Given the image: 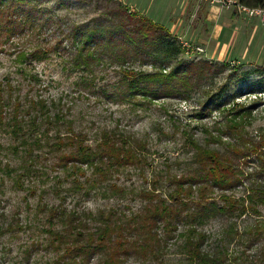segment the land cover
<instances>
[{
  "label": "rangeland",
  "instance_id": "1",
  "mask_svg": "<svg viewBox=\"0 0 264 264\" xmlns=\"http://www.w3.org/2000/svg\"><path fill=\"white\" fill-rule=\"evenodd\" d=\"M112 1L124 4L121 0ZM203 5L202 0H169L166 18L155 20L184 47L182 59L196 64V69L202 68L200 73H187L188 83L192 85L187 93L180 89L182 94L160 95L155 100L130 96L126 91L129 77L124 80L125 70L157 71L151 64L122 63L117 56L107 52L102 56V63L95 64L91 78L72 65L75 50L71 41H65L58 48L61 37L69 31L74 34L73 25L88 21L100 28L107 24L94 22L98 13L91 12L87 6L77 5L67 10L60 8L56 0L19 4L11 19L21 18L17 15L20 10L31 11L30 23L35 28L26 26L22 31H13L9 37L0 20V264H55L58 254L48 247L50 238L45 229L49 225L47 212L41 210L43 204L63 209L65 214L73 211L96 213L111 208L125 212L140 210L146 203L140 195L151 189L153 178L161 177L156 187L158 192L169 188L163 178L167 165L173 175L186 174L193 167H190L194 152L192 141L204 148L226 152L234 137L222 136L220 142H212L210 138L218 137L217 130L226 125L232 108L230 113L241 108L249 109L251 113V118L244 121V139L258 142L264 135V90L252 87L259 81L264 83V69L201 58L203 53L197 52L198 46L192 35L203 25ZM126 6L132 14L144 15ZM36 48L54 49V52L39 59L30 56V51ZM98 48L104 51L102 45ZM21 50L23 53L18 57ZM204 61L211 62L213 70L205 68ZM221 65H225L222 72H214ZM174 66V63L166 64L162 72L168 73ZM223 88L221 107L216 108L213 101L218 99ZM30 99L46 101L52 112L63 114L76 133L86 136L90 145H96L103 132L116 135L118 139L140 141L146 147L149 166L144 168L143 174L128 168L91 189L85 185L83 190H76L72 178L52 168L55 154L49 144L58 132L67 134L66 124H58L47 134L42 132L44 127L38 131L25 127L26 139L32 141L37 137L41 140V148L32 147L35 157L32 168L25 171L26 146L21 143V136L11 133L9 125L14 105L25 104ZM198 112L204 115L197 116ZM21 116L24 122L28 121L26 114ZM238 168L243 172L244 180L232 192L236 198L244 195L255 182L264 181V171L260 170L256 158L251 157L248 163L240 161ZM89 174L87 172V176ZM16 180L21 181L22 189L17 188ZM79 180L83 183L84 178ZM258 211L264 215V207L259 206ZM232 222L242 232L254 225L255 215L250 211L240 217L237 214L209 217L200 225L196 224L207 236L204 248L216 256H223L220 247L224 241L227 254L223 264H264V239L241 243L229 233ZM57 226L60 228L61 224ZM187 227L180 224L175 236ZM168 246L158 259L129 257L124 264H189L179 248L180 239L170 240ZM103 261L96 258L91 264H104Z\"/></svg>",
  "mask_w": 264,
  "mask_h": 264
},
{
  "label": "trees",
  "instance_id": "2",
  "mask_svg": "<svg viewBox=\"0 0 264 264\" xmlns=\"http://www.w3.org/2000/svg\"><path fill=\"white\" fill-rule=\"evenodd\" d=\"M38 1L46 0H0V20L8 37L13 31H22L26 26L35 28L34 24L30 23L31 11L20 10L17 15L21 18H11L17 12L15 7L19 4L30 5ZM56 1L60 8L67 10L77 5L87 6L91 12L98 13L94 22L98 20L107 23L100 28L96 24L90 25L88 21L73 25L71 30L74 29V34L71 35L69 31L57 42L58 48H61L65 41L72 42L75 50L72 65L91 75V78L94 76L95 64H101L102 56L107 52L117 56V60L122 63L136 61L142 66L151 64L157 71L125 70L124 80L129 77L126 91L130 96L139 95L155 100L160 95L169 97L175 93L182 94L180 89L187 93L189 88H192L188 83L187 73L201 72V67L196 69V64L182 59L184 47L164 26L144 15L132 14L128 7L120 2ZM236 2L247 8H264V0ZM81 31L87 34L82 35ZM101 45L104 51L99 50ZM30 52V56L44 59L54 52V49L36 48ZM22 53V50L19 51L17 56ZM172 63L175 66L168 73H163L162 67ZM202 63L205 68L213 70L211 62ZM224 66L221 65L214 72H222ZM252 87L261 91L264 90V83L259 81ZM223 92L224 88L218 99L212 100L217 104L216 108L221 107L219 103ZM232 110L233 108L230 109L231 112ZM230 111L226 125L217 130L218 137L210 138L212 142H220L222 136L234 137V142L228 144L226 152L204 148L192 141L194 152L190 167H193L186 174L173 175L167 165L163 178L169 188L158 192L156 187L160 184L161 177L153 178L151 189L140 195L146 201L140 210L125 212L111 208L96 213L73 211L65 214L63 209L43 204L41 210L47 212L46 221L49 225L45 229L50 238L48 247L58 254L55 264H91L96 258L104 259V264H124L129 257L158 259L173 239L181 240L179 248L186 255L189 264H223L227 254L224 241L220 247L223 256H216L207 251L204 248L207 236L197 229L196 224L200 225L209 217L235 214L240 217L250 211L255 215L254 225L243 229L242 233L232 222L229 225V233L244 244L264 239V215L258 211L259 206L264 207V181L262 184L255 182L241 197L236 198L232 193L244 180L243 172L238 168L240 161L248 163L251 162V157L256 158L260 162V170L264 171V135L258 142L244 139V121L251 118V113L249 109L242 108L236 113ZM22 114L27 115V122L22 120ZM198 115L204 114L198 112ZM10 120L11 133L21 136V143L26 146L25 171L32 168L35 160L32 147L41 148V140L37 137L32 141L25 138V127L31 128L32 131L44 127L42 132L47 134L53 126L66 124L67 134L58 132L49 144L55 154L52 168L72 178L76 190H83L85 185L91 189L128 168L137 169L143 174L144 168L149 166L146 147L140 141L131 138L118 139L116 135L103 132L99 142L94 146L90 145L86 136L76 133L71 122L66 121L63 114L52 112L47 102L41 99H30L25 104L14 105ZM87 172H90L89 176ZM80 177L84 178L83 183L80 182ZM15 184L17 188H23L20 180H16ZM113 189L115 190L114 186ZM84 193L87 195L88 190ZM57 224H61V227ZM180 224H186L188 227L183 233L175 236Z\"/></svg>",
  "mask_w": 264,
  "mask_h": 264
},
{
  "label": "crops",
  "instance_id": "3",
  "mask_svg": "<svg viewBox=\"0 0 264 264\" xmlns=\"http://www.w3.org/2000/svg\"><path fill=\"white\" fill-rule=\"evenodd\" d=\"M121 1L154 22L166 18L169 0ZM203 8V25L192 35L195 45L203 50L201 58L264 69V26L234 7L223 8L205 2Z\"/></svg>",
  "mask_w": 264,
  "mask_h": 264
},
{
  "label": "built area",
  "instance_id": "4",
  "mask_svg": "<svg viewBox=\"0 0 264 264\" xmlns=\"http://www.w3.org/2000/svg\"><path fill=\"white\" fill-rule=\"evenodd\" d=\"M209 5H219L223 8L234 7L237 12L245 15L249 19H256L264 26V8H247L236 2V0H202ZM197 52L203 53L201 48H196Z\"/></svg>",
  "mask_w": 264,
  "mask_h": 264
}]
</instances>
